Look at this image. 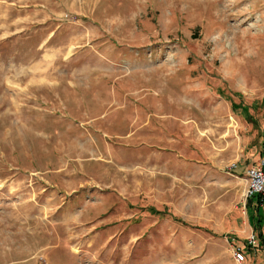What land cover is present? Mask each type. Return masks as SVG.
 <instances>
[{
	"label": "rangeland",
	"instance_id": "1",
	"mask_svg": "<svg viewBox=\"0 0 264 264\" xmlns=\"http://www.w3.org/2000/svg\"><path fill=\"white\" fill-rule=\"evenodd\" d=\"M263 160L264 0H0V264H264Z\"/></svg>",
	"mask_w": 264,
	"mask_h": 264
},
{
	"label": "built area",
	"instance_id": "2",
	"mask_svg": "<svg viewBox=\"0 0 264 264\" xmlns=\"http://www.w3.org/2000/svg\"><path fill=\"white\" fill-rule=\"evenodd\" d=\"M248 180H247V189L244 194L245 201L255 198L256 196H261V204L264 205V160L261 166L252 168L248 171ZM247 244L253 249H256L259 246V239L255 232H252L247 238ZM235 259L239 263L246 261V254L243 249L237 247L234 249Z\"/></svg>",
	"mask_w": 264,
	"mask_h": 264
},
{
	"label": "trees",
	"instance_id": "3",
	"mask_svg": "<svg viewBox=\"0 0 264 264\" xmlns=\"http://www.w3.org/2000/svg\"><path fill=\"white\" fill-rule=\"evenodd\" d=\"M261 200H262V197L259 196V195L256 196L255 198H252V199L247 200L246 206L249 209H252V210L255 209L257 211V216L258 215H261V209H260ZM149 212L151 214H153V215H160V216H166L167 215V211L166 210L159 212V211H157L153 207L149 208ZM263 223H264V220L261 219V218H259L257 220V226H256V228L257 227L258 228H262L264 226ZM258 239L260 240V243L264 245V236H263V234L261 232L258 235ZM260 243H259V245H261ZM248 248H250V247L248 246ZM250 250H253V249L250 248ZM243 251L245 252V254H248V251H245V250H243Z\"/></svg>",
	"mask_w": 264,
	"mask_h": 264
},
{
	"label": "crops",
	"instance_id": "4",
	"mask_svg": "<svg viewBox=\"0 0 264 264\" xmlns=\"http://www.w3.org/2000/svg\"><path fill=\"white\" fill-rule=\"evenodd\" d=\"M254 232L253 230H251V233Z\"/></svg>",
	"mask_w": 264,
	"mask_h": 264
}]
</instances>
